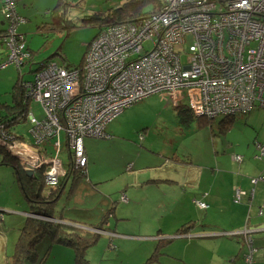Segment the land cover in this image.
<instances>
[{
  "label": "rangeland",
  "instance_id": "obj_1",
  "mask_svg": "<svg viewBox=\"0 0 264 264\" xmlns=\"http://www.w3.org/2000/svg\"><path fill=\"white\" fill-rule=\"evenodd\" d=\"M123 1L125 0H63L58 8H61L64 14L65 26L62 25L60 28L50 30L48 29L49 26L45 27L44 23L51 21L52 15L49 14V11L54 10L57 0H27V2L25 0L27 7L22 6L20 8L28 14L30 19L28 21L29 24L25 26V39L28 47L32 50L33 71L37 69L38 63L43 60L55 62L67 68H73L81 64L89 44L103 27L100 21L97 20L99 13H107L110 11V8L121 5ZM151 9L152 5L146 4L140 9V12L141 10L149 11ZM92 16L96 18H92ZM190 42L191 39L187 37L183 52H186ZM147 45L151 48L150 44ZM6 61L7 48L0 43L1 103L11 102V92L18 77L22 76L23 79H33V71L29 72L28 70L31 62L19 67L14 63L2 66ZM237 98L240 97L238 96ZM187 99L189 98L186 92L179 89L157 92L126 108L124 112L110 121L108 124L109 133H116L125 140L133 141L138 148L129 142L124 143L120 139L107 143L101 141V144H106L100 149H97L100 146L98 142L91 146V152L96 157V165L92 166V169L96 167L99 169V159L101 160V166L104 165L105 156H112L114 154L113 150L117 148L120 154L123 151V156L121 157L126 162H133L128 158L134 156V154H139L140 156L137 160L140 162L138 163L140 165H162L151 167L150 171L147 170L145 174L147 179L152 178L156 174L161 175L159 171L168 173L167 165L180 166L175 164L190 165V171L192 170L194 176L193 180L190 179L194 183L192 190L189 188V185L185 184L183 186L186 192L180 195V186H177L175 188V195L171 193L173 189L169 190L170 195H173L171 198L168 197L170 196L169 194L161 195V197L155 194L151 195V189H148L151 188L150 186L139 189L138 193L141 196L138 198L133 197L134 202L131 204H119L120 191L115 192L113 190L114 193L111 194L109 192L105 194V197L111 194L109 195L113 198L111 203L118 206L119 211L123 209L120 213L125 219L123 220L124 222L118 225L120 231L138 236L144 235V238L138 239L143 240L140 242L136 241V239H125L130 237H124L123 239H117L116 237L113 243L120 245L121 252L117 253L116 251L109 250V253L104 258L97 241L91 246L93 249L89 251L96 252L94 257H89V253H87L88 257L86 256L91 262L93 261V264H142L155 251V248H159V242L161 253L150 264H160L173 251L172 245L170 246V242L166 240L152 241L153 239L146 238V235H155L161 229L163 232L170 231L176 225L180 227L184 220H195L194 218L196 217L199 218H197L199 222L196 224L205 223L215 227V229H221L220 231H226L224 233L228 234V236L221 235L216 239L222 243L219 253H232V257L236 258L235 260L242 261L241 255L245 250V246L242 241L243 237L235 235V232L232 231L233 227L240 226L241 229L238 231H243L241 235L244 237L250 236L255 238L259 235L258 231L254 232L256 230L255 227L245 226L264 222V208L262 207V203H264V179L263 181L253 179H257L264 172V161L261 163V161L257 160L258 158L254 157V155L258 154L254 142L259 141L264 143V108L256 106L249 113L237 114L229 120L224 118L223 120L227 121V125L222 129L220 120L223 117L220 116L214 118L210 123H207L204 118H194L191 119V122L188 120L183 121L181 119V117L183 118V113H177L176 108L179 106H175V104L181 103V105H186ZM28 107L37 117L42 115L41 107L36 102L30 101ZM29 126L30 124L27 122L20 123L17 125L15 131L28 139L30 134L28 131ZM91 138L97 140L94 137H89V140ZM54 141L56 140L52 139L50 143H54ZM120 142L123 144L121 147L115 144ZM50 143L47 145V158L50 156L56 157L65 166L67 153L65 152L66 148L64 149L63 134H61V143L64 150L59 155H56L55 149ZM6 150L13 153L9 148ZM235 155H240L242 160H235ZM13 156L17 159L15 155ZM2 157L3 154L1 152L0 160ZM222 160L226 164L229 162V164L236 167L237 169L234 172L239 173L236 178L238 181L234 180L236 184H233V190L231 189L232 175H229L225 171L224 166H222V170L219 165L215 166V161L222 162ZM254 164L258 166L256 170L260 171L257 174H254L256 167ZM199 165L204 166L200 174H198ZM242 166H245L249 171L246 168L243 171H239L238 169ZM159 167L162 169H158ZM174 172L176 175L175 179L179 178L180 176L177 172L181 173V170L178 168ZM122 179L123 177L119 180L121 181ZM197 180L199 183L195 184ZM117 185L118 182L106 180L102 185L99 184V187L102 188L100 191L103 192L109 191V189ZM152 188L155 192L156 189ZM16 189H18L17 192H19L20 196H18ZM236 189H241L246 194L236 192ZM19 190L20 188L15 181L13 169L8 165L0 164V207L9 206L26 210L28 206L27 201H25ZM67 190L68 188L66 187L54 209L56 212H61L62 209H65L64 216L69 213L68 206L63 204V200L67 196ZM204 191L212 199L207 216L201 209L197 208L196 204V201H204L201 198ZM253 193H256V195ZM252 194L253 196H251ZM258 196L261 199L259 204L253 201ZM128 198L130 197L128 196ZM146 199L149 200L144 201L143 204V200ZM89 205L93 208L96 207L94 202ZM74 206L77 210L78 206ZM100 207L101 205H97V208ZM4 209L11 212L4 214L5 218L8 220L12 219L13 221L7 224L8 227H12L13 223L16 222L15 220H17L19 223L15 225L20 228L25 220V214L21 215L22 210L18 212L12 208L6 207ZM261 210L262 212H260ZM74 212H70L67 217H73L76 221H99L103 216V213L101 214L96 210H91L88 212V215L83 216ZM106 212H104V218L108 217L106 216ZM109 220L111 225H114L117 218L111 217ZM96 230L97 232L103 231V229ZM9 231L13 235L14 231ZM216 233L215 231H205L204 235H214ZM178 245L179 247H183L181 242H178ZM58 247L62 251L56 252L54 258L50 252L43 264H75L73 263V259L70 260L68 256L63 255V250H65L72 258L73 250L61 245ZM143 253L146 254L142 255ZM191 259L190 261L187 258L186 264H197L193 258ZM167 260H170V258L168 257ZM199 262L202 264L201 259Z\"/></svg>",
  "mask_w": 264,
  "mask_h": 264
},
{
  "label": "built area",
  "instance_id": "obj_2",
  "mask_svg": "<svg viewBox=\"0 0 264 264\" xmlns=\"http://www.w3.org/2000/svg\"><path fill=\"white\" fill-rule=\"evenodd\" d=\"M4 1L2 40L8 52L2 66L21 65L30 56L17 31L25 19L17 14L15 0ZM187 37L191 42L183 52ZM26 87L28 99L42 111L40 117L31 109L27 113L36 152L19 150L16 137L3 143L23 168L29 165L35 173L44 166V183L54 188L65 169L58 158L47 160L42 146L55 139L58 152L63 134L70 168H83L84 137L106 136L110 121L151 94L182 90L194 115L264 108V0H163L152 13L100 29L80 67L46 62Z\"/></svg>",
  "mask_w": 264,
  "mask_h": 264
},
{
  "label": "crops",
  "instance_id": "obj_3",
  "mask_svg": "<svg viewBox=\"0 0 264 264\" xmlns=\"http://www.w3.org/2000/svg\"><path fill=\"white\" fill-rule=\"evenodd\" d=\"M26 2H27V0H26ZM16 3H17V5H16L17 11L22 16H24L26 19V21L19 27V30L22 32V34L25 35V26L29 24L28 21L30 19H29L28 14L24 10H22L20 7H22V6L25 7L27 5V3H25V0H16ZM5 26H6L5 22L2 20V18L0 16V30H3L5 28ZM108 124L106 125V128H105L106 136H104V137H94V136L84 137L83 145H84L85 154H86L87 159H88V163L86 165V172H85V175L81 178L80 177L78 178L75 176V178H73L74 179L73 182L71 181V179L68 176L66 177L65 183L70 184L71 189H70L69 194L67 196H65V199L63 200V204L65 206H68V208H69L68 214H70V212L75 211L74 212L75 214H79L80 216H83V215H88V212L91 210H94V211L96 210L97 212L99 211V213H101V214L103 213L102 218L99 221H86V220L84 221L82 219H80L82 221H78V220L76 221L75 219H73V217H67L68 214L66 216H64L63 213L65 212V209H62L61 212H55L56 213L55 216H57L56 218L58 220L63 221V222L67 221V222H73V223L79 224L81 227L80 226H75V227L81 228L84 230L95 231V230H93L92 225H96L98 222L101 221L103 223L104 228H103V231L100 232V234L102 233V235L100 236V238L97 241L99 242L98 245L100 246V250H102V252H103V254H102L103 258H104V256H106L107 253H109V250L116 251L117 253L121 252L120 245L119 244L116 245L113 243V241H115L116 237H117V239H123L124 237H130V238H125V239H131V240L136 239V241H140V242H142L143 240H138V239L144 238V235L138 236L135 234L124 233L123 231H120V229L118 228L119 223L124 222L123 220L125 218L120 213V211H123V209L119 211L118 206L111 203L113 201V198L110 197L109 195L114 193L113 190L115 192H119V191L121 192L119 204H127V203L131 204L134 202L132 199L133 197L138 198L139 196H141V194L138 193L139 189H144V188H147L150 186L151 188H148V189H151L150 194L151 195L155 194L156 196L161 197V195H166V194L170 195V192H169L170 189H173V191L171 193L173 195H175V191H176L175 188L177 186H180L179 192L181 195L182 193L186 192L183 185H185V184L189 185V188L191 190H192V186L194 185V183H192V181H191L194 179V176L192 174L193 173L192 170L190 171V168H191L190 165H184V164H175V165H180V166H168L167 165L168 173H166V172L162 173L161 171H159V173L161 175L156 174L152 178L147 179L145 177L147 170L150 171L151 167H158V166H162V165H155V166H153V165H150V166L140 165V164H138L140 162L137 160V158L140 156L139 154H137V155L134 154V156H131L130 158H128L129 160H132L133 162H126V161L122 160V157H121V156H123V151H121V154H120V151L117 148H115L113 150L114 154H112V156H105V158H104L105 164L104 165L101 166V160L99 159V163H100L99 169L97 167L95 169H92V166L96 165V157L93 156V153L91 152V149H92L91 146H93L97 142L100 144V146L98 148L96 147L97 149L103 148L107 142H109V141L113 142V141H115V139H120V140L124 141V143L129 142L132 145H134L136 148H138V146L133 141L125 140L122 137H120V135H117L116 133L115 134L109 133L110 129H109ZM29 128H30V126H29ZM89 137H94L97 140H93V138H91V140H89ZM101 141H105L106 143L101 144ZM16 144H18L17 148L19 150L24 149V150L28 151L27 149L30 148L32 154H35V152H36V150L34 149V146H33V141H31L29 138L26 139V137H23V135H21V137L18 139V142H16ZM64 144H65L64 149L66 148L65 152L67 153V161H68L69 150H68L65 142H64ZM115 144L120 146V147L123 145L122 142L115 143ZM107 145L109 146V144H107ZM116 145H115V147H116ZM263 145H264V143H263ZM42 149H43V146H42ZM64 149H63V144L61 143L58 152L55 151V153H57V155H59L60 152H62ZM257 149L258 148L256 147V150ZM258 153L262 158V159H260V161L262 163V161H264V158H263L264 151L261 153H260V151H258ZM45 154L48 155V151ZM107 154L110 155L109 152H107ZM11 155L13 156L12 152H11ZM50 157H53V156H50ZM46 158H47V156H46ZM47 160H49V157L47 158ZM214 163H215V166L219 165L221 170L223 168L222 166H224L225 171L228 172L229 175H232L231 189L233 190V186H234L233 184H235V181H237L236 178L239 175V173L234 172V170L237 168L232 166V164H229V162L226 164L224 162V160H222V162L215 161ZM61 164H62V162H61ZM67 164H68L67 162H66L65 166H63V164H62V167L65 170L68 169ZM254 165H256L254 174H257V172H260V171L256 170L258 168L257 164H254ZM178 168L181 170V173L177 172V174H179L180 177L175 179L176 175H175L174 171L177 170ZM203 168H204V166H201V165L198 166V174L201 173ZM245 168H246L245 166H242L238 170L243 171V170H245ZM158 169H162V168L159 167ZM121 177H123V179L121 180L122 182L119 180ZM106 180L118 182V185L109 189V191L101 192L100 189L102 190V188L99 187V184L102 185V183L105 182ZM183 181H184V184H183ZM186 182H188V183H186ZM65 183L63 186H65ZM198 183L199 182L197 180L195 182V184H198ZM162 185H163V187H162ZM152 187H154V189H156L155 192H154ZM148 189H147V191H148ZM17 191H18V189H16V192ZM19 191H21V190H19ZM158 191L160 192L159 194H158ZM109 192L111 193L108 195L109 197L108 196L105 197V194H107ZM238 192H240V191L238 190ZM20 193H22V192H20ZM17 194H18V196H20L19 192H17ZM254 194L256 195V193H254ZM62 195H63V192L59 194L57 201L55 203V206H56L58 200L61 198ZM173 195L172 196L170 195L168 197L171 198V197H173ZM202 195H203L201 197L202 200H204V202L207 200L206 204H208V208H209V206L211 205L212 199L207 196V193L205 191ZM99 196H101V197L99 198ZM128 196L130 198H128ZM205 197H206V200H205ZM147 200H149V199L143 200V204H144V201H147ZM25 201H26V199H25ZM253 201L259 204V202L261 201L260 196H258V198H254ZM93 202H94V204H96L95 208L90 207V205H89ZM73 204L78 206L77 210L75 209V206ZM27 205H28V203H27ZM97 205H101V207L97 208ZM263 206H264V203H263ZM6 207L12 208L18 212H19V210H22L21 215L25 214L24 219H26V217H28L29 213H30V209L28 206H27L26 210L14 208V207H9V206H4V208H6ZM4 208L0 207V212L2 213V218L0 219V264H6V262H8V260L10 259V256L13 254L15 244L18 240L19 235H20L21 228L24 225V223H23V225L19 228V226L15 225L16 223H19V221L15 220L16 222L13 223L14 225L12 227H8L7 224H9L10 222H13V221H12V219L8 220L7 218H5L4 214L6 212L7 213H11V212L4 209ZM197 208L199 210L201 209L198 206H197ZM208 208L201 209V211L204 212V214H206V216L208 213ZM105 211H108L106 214V216H108V217H106V218H104V212ZM101 214H100V216H101ZM111 217L117 218L114 225H111V223H110L109 219ZM197 218L198 217L194 218L195 220L188 219V220L183 221L182 224H184L186 222H192L191 225H187V227L188 226H190V227H188L187 231H185L184 233L178 231V229L180 227H179V225H176L170 231H167V232L164 231L163 232V231H161L162 230L161 229L155 235H152V234L146 235L147 236L146 238L153 239L152 241L168 240L170 242V246L172 245L173 251L170 254H168V256L164 258V262H160V264H186L187 258H189L190 261L192 260L191 258H193V260H195L197 264H200V262H199L200 259L202 261V264H243L244 263L241 260H235L236 258L232 257L233 256L232 253H230V254L226 253L227 255L224 253H219V250L222 248V246H221L222 243L220 240H216V239H217V237L224 235V232H226V231H220L221 229H215V227L209 226L208 224H206L204 227H202V225L196 224L197 222H199V220H198L199 218L198 219ZM245 227H252V228L255 227V229L258 230V229L264 228V222L262 221V222H258L255 224H251V226L246 225ZM209 228H211V229H209ZM240 229H241V227L237 226V227H233L232 231L235 232V235L242 236L243 237V239H242L243 243L246 246H248V255L251 254V257H252V259H251L252 261L249 264H264V231H258L259 235H257L255 238H252V240H253V243H252L251 238L248 240V237H244L243 235H241V234H243V231H238ZM9 230L14 231L13 235L10 233ZM218 230L220 233L218 232ZM205 231L206 232L207 231H213V232L215 231L217 233L214 235H204ZM221 232H222V234H221ZM177 240H179V241H177ZM105 241H106V243H105ZM178 242H181L183 247H179ZM58 246H60V245L55 243L50 247V252L53 254V258H54V255L56 252L62 251L61 248H59ZM94 248H95V246H94ZM91 249H93V247L90 246L86 250V256H87V253H89V257H94V254L96 252L95 251L89 252ZM146 253H143L142 255H144ZM63 255L66 257L68 256V258H70V260L73 259V263H74L73 251H72V258L70 257L71 255L65 250H63ZM168 257L170 258V260H167ZM241 258H242V255H241ZM88 261L91 264H93L92 263L93 261L91 262L89 259H88Z\"/></svg>",
  "mask_w": 264,
  "mask_h": 264
},
{
  "label": "trees",
  "instance_id": "obj_4",
  "mask_svg": "<svg viewBox=\"0 0 264 264\" xmlns=\"http://www.w3.org/2000/svg\"><path fill=\"white\" fill-rule=\"evenodd\" d=\"M162 1L163 0H125L121 5L110 8V11H108L107 13L103 12L101 14L100 12L99 15L97 14L98 15L97 20H99L100 23L102 24L101 25L103 26L102 28H104V26H107L108 24L117 23L120 21L135 20L141 15L144 16L148 13H152L158 10V8L162 4ZM62 2L63 0H57L54 10L49 11V14L52 15V19L51 21L44 23V25L45 27L49 26L48 29L50 30L54 28H60L62 25H64V14L62 13L61 8H58V6ZM4 4H5V1L0 0L1 18L6 24L5 28L3 30H0V43H2L5 46V42H3L2 40V36L6 33V30H7V22H6L7 16L4 12ZM146 4H151L152 9L149 11L141 10L140 12V9H142V7L145 6ZM16 5L17 3L15 0V9H16L17 14L25 19V17L22 16L17 11ZM92 18H96V17L92 16ZM25 21L26 19L24 20V22ZM24 22L20 23L17 27V31L20 34H22V32L19 30V27ZM22 36H23V41L25 44V50L29 53L30 56L26 58L25 62H23L21 65L26 64V63L28 64L29 62H31V65L28 66V70L29 72H32L33 71L32 65L34 64V62L32 61V57H33L32 50L28 47L26 43L25 35L22 34ZM7 52H8V49H7ZM83 59H82L81 64H79L76 67H80L82 65ZM46 62H51V61L43 60L38 63L37 68ZM5 63L6 62H4L3 64ZM16 66L19 67L20 65H16ZM34 72L35 71L32 72L33 79H34ZM33 79H23L22 76L18 77V80L16 81L12 89V92H11L12 93L11 102L10 103L0 102V140L2 141V142L0 141V153L2 152L3 154V157L0 160V164L8 165L13 169L15 181L18 184L22 192V195L26 199L28 203V207L30 209V215L26 217L24 221V225L21 228L20 235L15 244L13 254L10 256V259L8 260V262H6V264H43L50 253V247L55 243L62 245L64 247H69L73 250L75 264H91L86 257V250L90 246L95 244L97 240L100 238L101 236L100 232H97V230L95 229L102 230L104 228L103 223L100 221L96 225H92L93 230L95 231H91V230H84L81 228H77L74 225L67 224L64 222H56V221L49 220V219L57 217L55 216L56 211L54 209H55V203L57 201L59 194L64 192V189L66 187L68 188L66 192L67 195L70 192L71 185L68 183H65L66 177L68 176L72 182L75 176L78 178L83 177L86 172V166L83 168H79V169L78 168L76 169L73 166H71L70 168L69 163H68L69 162V156H68V161H67L68 169L65 170V175L60 178L59 184L54 188L46 187L44 183V177H43L44 169H45L44 166L36 170L33 177L27 176L25 174L24 168L21 165L20 161L16 159L14 156H12L8 150H6L8 148V145L3 143L8 140V137L9 138L11 137L20 138L21 134H18L15 131L17 129L16 128L17 125L23 122L28 123L27 113L29 110L28 106L31 100L28 99V93H27L28 87H26V84L29 82H32ZM255 107L256 106H254L252 109L248 111H236L234 113H223V114H219L213 117L208 116L206 114L194 115L187 105H181L177 107L176 111L177 113H180V114L183 113V118L181 117L183 121L188 120L189 122H191V119H194V118H199V119L204 118L207 123H210L216 117H219V116L223 117L220 120V124H221L220 126L222 127V129H224L226 127L225 125H227V121L223 120L224 118L225 119L227 118V120H229L237 114L249 113L253 109H255ZM29 129L30 128H28V131ZM8 141H11V140H8ZM50 141L47 142L43 146V150L46 149L48 151L47 145L48 143H50ZM258 142L259 141H255L254 146L255 148L256 147L258 148L256 152L258 153V151H260L261 153L264 151V149L261 150L258 147V145L260 146H264V145L262 142H259V143ZM50 145H52V147L54 148L53 143H50ZM254 157L258 158L257 160L259 161L260 159H262L259 153L257 155H254ZM234 159L237 161H241L242 157L240 155H235ZM87 163H88V159H87ZM253 179L254 180L260 179L263 181L264 172L261 173V175L258 176L257 179L256 178H253ZM64 183H65V186H63ZM238 190L245 195V192L242 191L241 189H236V192H238ZM253 194L251 196H253ZM198 202L204 203L206 207H200L198 205ZM196 204L201 209L208 208V204H206V202L204 201H200V200L196 201ZM262 207L264 208L263 205ZM260 212H262V210ZM191 223L192 222H186L182 224L180 228L178 229V231L184 233L185 231H187L188 227H190V226L187 227V225H191ZM198 225H202V227H204L206 224L200 223ZM224 235L228 236V234H225V233ZM250 238L252 239V237L248 236V240ZM162 243H166V242H162ZM244 246H245V250L242 254V261L246 264H249L252 260H250V262L246 261V256L248 255V246H246L245 244ZM158 247L159 248L154 249L155 251L152 252V254L142 264H150L153 260H156L157 255L161 253V251L159 250L160 242L158 243Z\"/></svg>",
  "mask_w": 264,
  "mask_h": 264
},
{
  "label": "water",
  "instance_id": "obj_5",
  "mask_svg": "<svg viewBox=\"0 0 264 264\" xmlns=\"http://www.w3.org/2000/svg\"><path fill=\"white\" fill-rule=\"evenodd\" d=\"M12 151H13V150H12ZM12 154L16 156V154H15L14 151H13ZM16 157H17V156H16ZM17 158H18V157H17ZM24 171H25V174H26L27 176H29V177H33V176H34V172L32 171V167H31V166L27 165L26 168L24 167ZM29 215H30V213H29ZM49 220H51V221H56V222H63V221H60V220H58V219H56V218H52V219H49ZM64 223L71 224V225H74V226H80L79 224H76V223H73V222H67V221H64ZM80 227H81V226H80ZM95 230H96V229H95ZM255 231H264V228H261V229H258V230H254V232H255Z\"/></svg>",
  "mask_w": 264,
  "mask_h": 264
},
{
  "label": "clouds",
  "instance_id": "obj_6",
  "mask_svg": "<svg viewBox=\"0 0 264 264\" xmlns=\"http://www.w3.org/2000/svg\"><path fill=\"white\" fill-rule=\"evenodd\" d=\"M178 106H181V105H178ZM1 141V140H0ZM18 159V158H17ZM19 160V159H18Z\"/></svg>",
  "mask_w": 264,
  "mask_h": 264
},
{
  "label": "flooded vegetation",
  "instance_id": "obj_7",
  "mask_svg": "<svg viewBox=\"0 0 264 264\" xmlns=\"http://www.w3.org/2000/svg\"><path fill=\"white\" fill-rule=\"evenodd\" d=\"M251 242L253 243V240L251 239Z\"/></svg>",
  "mask_w": 264,
  "mask_h": 264
},
{
  "label": "bare ground",
  "instance_id": "obj_8",
  "mask_svg": "<svg viewBox=\"0 0 264 264\" xmlns=\"http://www.w3.org/2000/svg\"><path fill=\"white\" fill-rule=\"evenodd\" d=\"M251 109H252V107H251ZM250 234H252V233H250Z\"/></svg>",
  "mask_w": 264,
  "mask_h": 264
}]
</instances>
